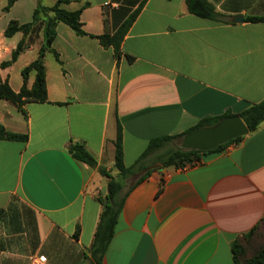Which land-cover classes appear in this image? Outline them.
I'll list each match as a JSON object with an SVG mask.
<instances>
[{
	"label": "crops",
	"instance_id": "obj_1",
	"mask_svg": "<svg viewBox=\"0 0 264 264\" xmlns=\"http://www.w3.org/2000/svg\"><path fill=\"white\" fill-rule=\"evenodd\" d=\"M56 1L16 0L4 12L0 0V64L19 41L28 43L0 70L14 93L21 70L38 56L42 28L10 38L4 30L10 21L30 23L37 3ZM68 1L67 11L86 4L85 35L57 24L51 49L58 60L44 56L47 102L18 109L0 100L4 132L26 137L0 138V264H38L39 256L42 264H93L87 250L106 196L99 169L116 174L117 123L128 168L149 141L181 135L203 119L239 116L264 99V22H245L264 18V0H206L221 21L191 15L186 0ZM137 10L116 64L96 37L113 34ZM33 80L31 73L28 88ZM70 141L82 143L96 167L75 161ZM262 221L264 122L197 166L159 169L136 185L102 264H233V243Z\"/></svg>",
	"mask_w": 264,
	"mask_h": 264
},
{
	"label": "trees",
	"instance_id": "obj_2",
	"mask_svg": "<svg viewBox=\"0 0 264 264\" xmlns=\"http://www.w3.org/2000/svg\"><path fill=\"white\" fill-rule=\"evenodd\" d=\"M16 0H7L3 11L6 12ZM68 0H57L52 6L44 7L37 3L30 23L19 25L17 22L10 21L5 30L4 37L10 38L16 33H22L24 36L32 32L36 27L41 26L43 43L40 46L37 58L27 67L21 70L22 87L18 93H14L7 82L0 81V100L8 101L16 105L19 109L26 102L45 103L47 95L45 89L44 56L46 52H51L56 60L57 54L51 49V44L56 36V26L62 23L69 27L77 36H84L82 24L80 22L81 10L85 5L76 11H67L63 5H67ZM187 10L191 15L211 21H221L222 16L207 3L206 0H186ZM138 10L128 16V18L111 35L96 37L103 48H111L113 56L118 64L122 55L121 43L123 38L134 22ZM245 22L258 23L264 22V18L248 17ZM28 48V43L23 39L18 42L11 53L10 59L0 64V70L12 65L18 56ZM132 61L131 57H128ZM34 74V80L31 88L26 86L29 75ZM233 117L227 113L221 117L203 119L196 126L185 133L177 136L160 137L149 141L146 149L128 168L123 165V146L122 129L117 123L116 135L114 140V169L115 175L109 174L104 169H99V174L106 178V209L100 213L98 224L93 236L90 248L87 250L93 264H102L103 255L110 243L114 233V228L118 220L127 194L140 182L146 179L150 174L159 169L183 168L187 164L199 162L200 157L209 153L223 152L228 146L238 144L242 137L235 138L216 149L208 152L186 151L179 147L180 139L187 133L202 127H211L225 118ZM246 126L248 133L254 132L258 126L264 122V99L259 103L249 106L238 116ZM0 138H6L11 141L25 140L26 137L5 133L0 126ZM174 145V146H173ZM68 152L71 157L89 167H96L94 156L79 142L70 141ZM159 165L157 169H151L131 185L132 176L145 170L146 168ZM103 205L104 199L99 200ZM264 226V221L259 223L251 232L242 236L232 245L233 264H264V239L263 244H257L256 231ZM243 242V245H242Z\"/></svg>",
	"mask_w": 264,
	"mask_h": 264
},
{
	"label": "water",
	"instance_id": "obj_3",
	"mask_svg": "<svg viewBox=\"0 0 264 264\" xmlns=\"http://www.w3.org/2000/svg\"><path fill=\"white\" fill-rule=\"evenodd\" d=\"M243 19L236 18L235 23H241ZM248 130L238 116L222 119L216 125L211 127H202L185 134L179 142V147L186 151L208 152L216 149L235 138L243 137ZM159 165H153L138 174L132 176V184L137 178L151 169L158 168ZM106 198H104L102 211L106 209Z\"/></svg>",
	"mask_w": 264,
	"mask_h": 264
},
{
	"label": "rangeland",
	"instance_id": "obj_4",
	"mask_svg": "<svg viewBox=\"0 0 264 264\" xmlns=\"http://www.w3.org/2000/svg\"><path fill=\"white\" fill-rule=\"evenodd\" d=\"M6 4V0H4V5ZM50 59V61L53 60V57L51 55H47V60ZM9 103V102H8ZM11 104V103H10ZM13 105V104H12ZM16 108H18L16 105H14ZM19 109V108H18ZM180 142V141H179ZM174 146V145H173ZM105 178V177H104ZM131 181H129L130 184ZM257 235L256 241L257 244L260 246L263 244L262 240L264 239V226H261L255 233ZM243 245V242H242Z\"/></svg>",
	"mask_w": 264,
	"mask_h": 264
},
{
	"label": "built area",
	"instance_id": "obj_5",
	"mask_svg": "<svg viewBox=\"0 0 264 264\" xmlns=\"http://www.w3.org/2000/svg\"><path fill=\"white\" fill-rule=\"evenodd\" d=\"M199 164V162L197 163V162H194V163H191V164H187L185 167H183V168H178V170H184V169H186V168H190V167H194V166H197ZM45 262V257L44 256H39L38 258H37V263L38 264H42V263H44Z\"/></svg>",
	"mask_w": 264,
	"mask_h": 264
}]
</instances>
